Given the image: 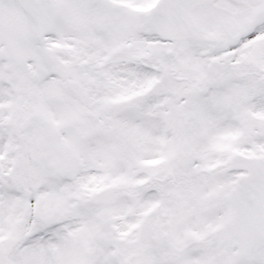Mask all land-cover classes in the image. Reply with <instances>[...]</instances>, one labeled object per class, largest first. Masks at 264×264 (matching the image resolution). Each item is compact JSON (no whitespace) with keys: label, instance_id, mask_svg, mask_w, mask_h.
Listing matches in <instances>:
<instances>
[{"label":"snow or ice","instance_id":"obj_1","mask_svg":"<svg viewBox=\"0 0 264 264\" xmlns=\"http://www.w3.org/2000/svg\"><path fill=\"white\" fill-rule=\"evenodd\" d=\"M0 264H264V0H0Z\"/></svg>","mask_w":264,"mask_h":264}]
</instances>
